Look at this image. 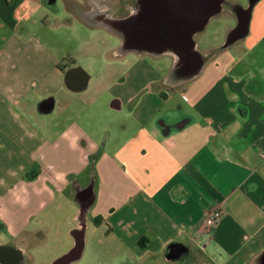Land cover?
Instances as JSON below:
<instances>
[{
	"label": "crops",
	"instance_id": "crops-1",
	"mask_svg": "<svg viewBox=\"0 0 264 264\" xmlns=\"http://www.w3.org/2000/svg\"><path fill=\"white\" fill-rule=\"evenodd\" d=\"M194 1L184 29L161 0H0V264L68 191L79 256L92 229L106 264H264V0ZM91 42L124 70L87 72Z\"/></svg>",
	"mask_w": 264,
	"mask_h": 264
},
{
	"label": "rangeland",
	"instance_id": "rangeland-1",
	"mask_svg": "<svg viewBox=\"0 0 264 264\" xmlns=\"http://www.w3.org/2000/svg\"><path fill=\"white\" fill-rule=\"evenodd\" d=\"M240 3H246L247 0H238ZM228 13V12H225ZM224 13V14H225ZM222 14L220 17L216 18L217 20H213L214 22L211 23L210 27L211 29H220L221 26H215L216 24H220L222 20H227L229 14L227 17H224L225 15ZM230 17V16H229ZM231 22L234 24V20L231 19ZM86 32H83V35H85ZM222 41V33L217 36V39L214 43H220ZM109 47H100L97 46L95 43L91 42L90 45L83 44V47L80 48V64L84 67V69L89 72H95L96 70L100 71H114V72H122L124 70V66L122 64H115L111 63L112 59L110 61H102L99 63L100 59H94L93 58V52H100L108 50ZM167 57H164L162 59V62H164ZM146 59L150 61L153 64V61L150 60L148 56H146ZM117 63V62H116ZM167 64V63H165ZM154 65V64H153ZM166 66V65H165ZM99 89H102L101 86H97ZM106 88V86L104 87ZM94 116V115H93ZM100 119V116L98 117ZM80 182L91 184V170H86V172L83 175H79L77 178ZM69 192V191H68ZM68 192H61L60 195L57 194L56 200L54 202H64V204L61 207H52L50 211V219L49 222L43 223L40 220H36L31 225V229L35 232V239L34 245H31L30 248H28L27 253L32 254L34 253L35 261L34 264H42L41 262L48 260H51V263L54 264V262L59 260H64L66 258L65 262H62L63 264H94V260L102 261L104 264L108 263L110 260L111 255L107 253L108 249L104 245L105 240H98L102 237L101 233L99 231L96 232V230L90 229L87 231V248L86 251L82 254L80 253V256L77 255V251H73L76 244L74 237L71 235V232L68 230L69 227L74 225L75 215L73 214L76 211L70 203H68ZM67 194V195H66ZM74 216V217H73ZM42 218V217H41ZM40 218V219H41ZM73 218V221L71 220ZM46 221V219H45ZM49 234L48 240H46L45 248L44 246L38 247L37 244H40L43 240V236L46 237V235ZM98 240V241H97ZM100 244V245H98ZM95 246V248L93 247ZM40 253L38 254V252ZM93 251H96L98 255L93 254ZM202 249H197L196 251V258L198 261H201L202 258ZM31 256V255H30ZM95 264H99L95 262Z\"/></svg>",
	"mask_w": 264,
	"mask_h": 264
},
{
	"label": "water",
	"instance_id": "water-1",
	"mask_svg": "<svg viewBox=\"0 0 264 264\" xmlns=\"http://www.w3.org/2000/svg\"><path fill=\"white\" fill-rule=\"evenodd\" d=\"M163 1V2H162ZM187 3H183V0H178L177 4H174L173 0H161L160 7L163 10V14H171V13H180L182 15L183 21H182V27L186 29V22H187V13L184 9ZM194 12H195V19L199 17V15L203 12L202 10V0H195L194 1Z\"/></svg>",
	"mask_w": 264,
	"mask_h": 264
},
{
	"label": "built area",
	"instance_id": "built-area-1",
	"mask_svg": "<svg viewBox=\"0 0 264 264\" xmlns=\"http://www.w3.org/2000/svg\"><path fill=\"white\" fill-rule=\"evenodd\" d=\"M222 212L219 209L210 210L207 212V227L212 229L221 219Z\"/></svg>",
	"mask_w": 264,
	"mask_h": 264
},
{
	"label": "flooded vegetation",
	"instance_id": "flooded-vegetation-1",
	"mask_svg": "<svg viewBox=\"0 0 264 264\" xmlns=\"http://www.w3.org/2000/svg\"><path fill=\"white\" fill-rule=\"evenodd\" d=\"M163 36L166 38H170L172 36V25L170 23L163 25Z\"/></svg>",
	"mask_w": 264,
	"mask_h": 264
}]
</instances>
